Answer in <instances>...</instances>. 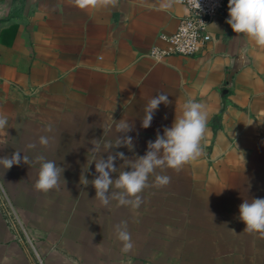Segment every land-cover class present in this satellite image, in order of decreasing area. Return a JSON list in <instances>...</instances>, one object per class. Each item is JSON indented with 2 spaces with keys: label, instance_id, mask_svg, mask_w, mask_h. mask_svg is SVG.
Listing matches in <instances>:
<instances>
[{
  "label": "crops",
  "instance_id": "obj_1",
  "mask_svg": "<svg viewBox=\"0 0 264 264\" xmlns=\"http://www.w3.org/2000/svg\"><path fill=\"white\" fill-rule=\"evenodd\" d=\"M186 7L176 0H0V157L17 150L64 168L60 187L35 190L38 163L0 167V258L9 264H264V236L245 231L239 206L264 198V47L226 23L200 56L149 57L173 35ZM169 103L149 128L142 117L158 93ZM188 98L208 112L201 154L179 170L157 169L134 209L95 199L93 140L143 156ZM132 130L117 133L115 121ZM40 136L50 144L41 146ZM36 143V149H28ZM21 153V157H23ZM89 160V161H88ZM119 171L130 170L117 159ZM170 183L155 184V175ZM81 176L89 180L80 183ZM3 198V200H1ZM127 222L133 248L116 225Z\"/></svg>",
  "mask_w": 264,
  "mask_h": 264
},
{
  "label": "clouds",
  "instance_id": "obj_2",
  "mask_svg": "<svg viewBox=\"0 0 264 264\" xmlns=\"http://www.w3.org/2000/svg\"><path fill=\"white\" fill-rule=\"evenodd\" d=\"M200 6V5H199ZM228 15L226 23L237 34H243L250 38L257 46L264 47V0H228ZM169 103L168 95L158 93L153 96L144 108L142 127H150L154 114L161 104ZM208 112L203 103L188 98L183 106L182 114L175 118L171 127H165L163 134L159 132L154 141H149L147 151L143 156H136L134 160H128L123 152L115 155L108 154L105 159L101 153L109 152L112 148L126 146L132 150L133 138L128 135L116 136L115 144L102 142V139L93 140L94 148L91 163H95V171L98 174L91 184L96 190L95 199H99L102 205L109 206L115 200L120 206H130L137 209L142 204L141 193L149 186V177L155 174L157 169L170 168L179 170L186 162L197 158L202 151L201 140L207 127ZM5 117H0V128L7 125ZM115 131L127 134L132 130L129 121L121 119L115 121ZM38 143L48 146L50 138L40 136ZM36 143H29L28 149H36ZM21 151H15L11 157H0V167L11 169L14 165H31L38 163L37 177L34 183L35 190L48 193L60 187L61 176L64 168L54 160L47 159L44 155H36L30 158ZM124 161V165L130 170L119 171L118 177L113 179L112 174L118 172L115 161ZM89 161V160H88ZM80 183L89 184V180L81 176ZM170 183L168 175H155V184L165 186ZM240 219L245 223V231L258 232L264 236V198L244 200L239 206ZM116 236L122 242V250L128 252L133 248L132 236L127 227V222L122 221L116 225ZM0 264H9V257L0 258Z\"/></svg>",
  "mask_w": 264,
  "mask_h": 264
},
{
  "label": "built area",
  "instance_id": "obj_3",
  "mask_svg": "<svg viewBox=\"0 0 264 264\" xmlns=\"http://www.w3.org/2000/svg\"><path fill=\"white\" fill-rule=\"evenodd\" d=\"M187 9L177 31L164 37L167 49L154 48L149 57L157 62L173 56L194 58L202 55L215 40L212 24L228 13V0H176ZM200 5V6H199Z\"/></svg>",
  "mask_w": 264,
  "mask_h": 264
},
{
  "label": "rangeland",
  "instance_id": "obj_4",
  "mask_svg": "<svg viewBox=\"0 0 264 264\" xmlns=\"http://www.w3.org/2000/svg\"><path fill=\"white\" fill-rule=\"evenodd\" d=\"M1 200H3V198H2ZM0 206H3V204H0ZM3 207H4V206H3Z\"/></svg>",
  "mask_w": 264,
  "mask_h": 264
}]
</instances>
